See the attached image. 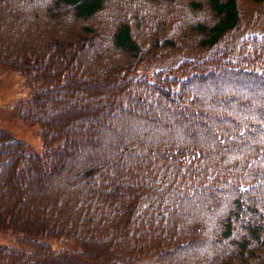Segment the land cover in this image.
Here are the masks:
<instances>
[{
  "label": "trees",
  "instance_id": "obj_1",
  "mask_svg": "<svg viewBox=\"0 0 264 264\" xmlns=\"http://www.w3.org/2000/svg\"><path fill=\"white\" fill-rule=\"evenodd\" d=\"M255 3L0 0V63L34 84L15 108L45 145L0 129V230L31 256L62 234L91 261L264 264V73L251 63L264 54L249 52L264 31L241 33L264 30ZM169 55L171 68L133 72ZM28 256L0 242V264Z\"/></svg>",
  "mask_w": 264,
  "mask_h": 264
},
{
  "label": "rangeland",
  "instance_id": "obj_2",
  "mask_svg": "<svg viewBox=\"0 0 264 264\" xmlns=\"http://www.w3.org/2000/svg\"><path fill=\"white\" fill-rule=\"evenodd\" d=\"M251 13L264 12V4H252ZM261 24H255L253 26L242 29L241 33L250 34L256 31V37H260V33L264 30H259ZM260 46L257 52L249 51L251 55H263L262 51L264 47V37L259 39ZM247 48V44L244 45ZM242 48L241 50H245ZM235 52L237 51L234 48ZM248 51V50H246ZM179 55H169L161 57L147 63L146 66L142 65L135 69V73H148L153 68H171L178 59ZM253 67L257 70H261L264 73V58L253 57L251 59ZM34 84L27 85L24 82L23 75L16 69L8 68L0 63V129L7 138H17L21 141L22 145L27 150L41 151L44 148L43 141L40 136L39 126L35 122H26L15 108L19 105L20 108H24L25 100L30 96ZM54 142L47 144L51 146ZM19 233H14L8 230H0V242H4L7 245L16 246L22 250H25L29 256L26 258L24 264H112L104 261H91L89 259L82 258V256L74 253L77 250L76 244L68 236L59 234L53 236H41L43 241L49 245V248H43L44 253L31 256L29 252L33 251L32 246L21 241ZM29 251V252H28ZM153 258L151 257H138L132 264H152Z\"/></svg>",
  "mask_w": 264,
  "mask_h": 264
}]
</instances>
